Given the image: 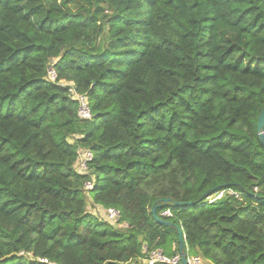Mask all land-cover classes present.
Here are the masks:
<instances>
[{
  "label": "trees",
  "instance_id": "trees-1",
  "mask_svg": "<svg viewBox=\"0 0 264 264\" xmlns=\"http://www.w3.org/2000/svg\"><path fill=\"white\" fill-rule=\"evenodd\" d=\"M261 65L264 0H0V264H147L176 227L187 257L264 264Z\"/></svg>",
  "mask_w": 264,
  "mask_h": 264
},
{
  "label": "built area",
  "instance_id": "built-area-1",
  "mask_svg": "<svg viewBox=\"0 0 264 264\" xmlns=\"http://www.w3.org/2000/svg\"><path fill=\"white\" fill-rule=\"evenodd\" d=\"M47 74H48L47 75L48 80H50L51 82H54V80H55L54 71L50 68L48 70ZM70 94L78 102V116H79V118H81L83 120L90 119L91 115H90V111L88 108L86 96L78 95L76 93V90L73 87L70 88ZM91 158H92V154L90 151H84V150L78 151V160H77V164H76V169L79 173H83L86 171L87 162L90 161ZM87 188H90L89 184L87 185ZM255 191H256V189H255ZM228 194L231 196H234L238 200L241 199V195L236 193V192L228 191ZM222 196H223V192L216 193L214 195V197L209 199V203L214 202L215 200L221 198ZM106 216L112 223H114V224L119 223L120 213L117 210H115L113 208L107 209L106 210ZM162 216L171 217V212L169 210H165L164 212H162ZM185 258H186L187 264H206L205 261L200 256L187 257L185 255ZM156 262H163V263H167V264H177V263L181 262V255L176 254L172 258H167L162 254L161 251H159V250L153 251V252H151V254L149 256V259L147 260V264H154Z\"/></svg>",
  "mask_w": 264,
  "mask_h": 264
},
{
  "label": "water",
  "instance_id": "water-1",
  "mask_svg": "<svg viewBox=\"0 0 264 264\" xmlns=\"http://www.w3.org/2000/svg\"><path fill=\"white\" fill-rule=\"evenodd\" d=\"M257 135L259 137V140L261 142V144L264 146V109L260 112L258 119H257ZM225 186H218L216 188H213L212 190H210L209 192L205 193L203 195V199L204 198H212L214 197V195L219 192L220 190L224 189ZM164 203H166V201H164ZM176 206H185V207H189L191 205V203H187V204H180V203H176ZM157 208V206H154L151 210V213L153 215V218L155 220V222L157 223H162L164 225H170V223L158 218L155 214V209ZM177 229V233H178V241H179V252L181 255V264H187L186 258H185V254L182 252V249L184 247V240H183V236H182V231L180 228L176 227Z\"/></svg>",
  "mask_w": 264,
  "mask_h": 264
},
{
  "label": "rangeland",
  "instance_id": "rangeland-1",
  "mask_svg": "<svg viewBox=\"0 0 264 264\" xmlns=\"http://www.w3.org/2000/svg\"><path fill=\"white\" fill-rule=\"evenodd\" d=\"M261 67L264 68V66L261 65ZM8 109V104L6 102H0V110H2L3 112H5ZM89 208V207H88ZM93 208H91L92 210ZM90 210V208H89Z\"/></svg>",
  "mask_w": 264,
  "mask_h": 264
},
{
  "label": "crops",
  "instance_id": "crops-1",
  "mask_svg": "<svg viewBox=\"0 0 264 264\" xmlns=\"http://www.w3.org/2000/svg\"><path fill=\"white\" fill-rule=\"evenodd\" d=\"M100 209H101V208H100L99 206H95V208L92 209L91 212H92V213H95V211H98L99 214L101 215ZM95 214H96V213H95Z\"/></svg>",
  "mask_w": 264,
  "mask_h": 264
}]
</instances>
